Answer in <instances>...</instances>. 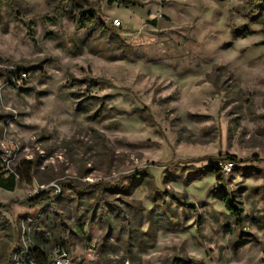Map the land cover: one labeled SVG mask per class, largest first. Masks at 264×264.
Returning <instances> with one entry per match:
<instances>
[{"label": "rangeland", "instance_id": "374dc122", "mask_svg": "<svg viewBox=\"0 0 264 264\" xmlns=\"http://www.w3.org/2000/svg\"><path fill=\"white\" fill-rule=\"evenodd\" d=\"M135 1L2 0L0 153L35 170L0 188L5 264L49 230L71 264H264L263 25L240 0ZM147 166L102 194L61 185ZM52 183L55 202L21 203Z\"/></svg>", "mask_w": 264, "mask_h": 264}, {"label": "trees", "instance_id": "16d2710c", "mask_svg": "<svg viewBox=\"0 0 264 264\" xmlns=\"http://www.w3.org/2000/svg\"><path fill=\"white\" fill-rule=\"evenodd\" d=\"M111 2L113 1H120L124 3L125 5H134L137 3L135 0H110ZM218 3H224L226 0H214ZM244 4L243 7H248L250 9L249 14L253 15L255 19L260 20V22L263 25V33H264V3H260L261 1L264 2V0H240ZM2 4V0H0V6ZM237 12L240 14L241 11L240 5L235 8ZM83 25H86L88 23H93L96 25L98 28L101 30H105L106 26L99 21V18L97 17L96 13L94 11H88L87 15L82 17V20L80 21ZM113 31L118 30L117 28H112ZM264 44V39L262 41ZM12 73V72H11ZM12 77V76H11ZM209 159L212 160V157H205L201 158L199 160H205ZM216 159H222V160H231L232 162H237V158L233 155H225L224 157L221 158H216ZM254 159V158H253ZM185 162H194V160H188ZM177 163H181L177 162ZM175 163V164H177ZM210 171L216 175L217 179L219 181L223 180V174H219L220 170L210 166L209 167ZM148 170V166L145 168H142L136 172H132L130 174L124 175L121 177V180L111 184L109 182L105 181H100L97 183H85V182H80L76 180H66L65 182H62L61 185L64 187H68L72 191L77 192L78 194H90V193H97V194H102L107 191V189H113V190H118L123 186V181L125 179H129L134 177L135 175L141 174V172H145ZM17 171L19 173V177L16 178L13 175H6L4 172L0 171V188L8 190V191H13L16 189L17 186H20L22 184H28V185H33L34 184V166L33 163L24 160L20 166L17 167ZM62 197V196H61ZM50 199V190H44L41 191L38 195L32 196L28 199H25L21 201V203L25 206H31V207H36L45 204L48 202ZM222 200L225 202L227 209L232 212L234 215H240L239 209L235 206V204L232 202V200L229 198V196H225L222 198ZM104 200H100L99 202H103ZM87 206L85 204L83 207ZM8 206L7 204H4L0 202V231H9V225L10 222L9 220L4 216L3 211H8ZM32 240L33 244L30 246L29 252L27 254V257L32 259L34 261V264H51L52 262V256L47 251V247L51 244L52 240L48 236H46V233H38L37 235H32ZM63 246V245H62ZM64 247V246H63ZM5 245L4 247L0 248V264H5L8 254L5 251Z\"/></svg>", "mask_w": 264, "mask_h": 264}, {"label": "built area", "instance_id": "2783aa9c", "mask_svg": "<svg viewBox=\"0 0 264 264\" xmlns=\"http://www.w3.org/2000/svg\"><path fill=\"white\" fill-rule=\"evenodd\" d=\"M112 28H117L119 29L120 26L122 25L121 21L119 19H113L112 21ZM23 76L26 77V73H23ZM13 159L10 156V153H0V171L4 172L6 175H13L16 178L19 177V173L17 171V167L12 166L11 162ZM226 168H230L233 166V162H228ZM52 189L50 190V199L48 202L51 204L52 202H55L58 200L61 195H62V188L59 184L57 183H52ZM47 188V187H46ZM44 185H39L35 186L31 196H36L38 195L41 191L46 190ZM25 235L29 238L32 236L31 232H25ZM30 247H27V249H22L19 250L18 253L21 255L20 258H14V260L11 262V264H24V263H29V264H34V261L27 257V254L29 252ZM56 252V257H52V262L51 264H71V260L69 258V253L67 250L64 249L63 246L58 245L55 249ZM26 258V259H25Z\"/></svg>", "mask_w": 264, "mask_h": 264}, {"label": "crops", "instance_id": "0c3cea01", "mask_svg": "<svg viewBox=\"0 0 264 264\" xmlns=\"http://www.w3.org/2000/svg\"><path fill=\"white\" fill-rule=\"evenodd\" d=\"M46 236H48L51 240L52 239V231L49 230L48 232H46Z\"/></svg>", "mask_w": 264, "mask_h": 264}]
</instances>
